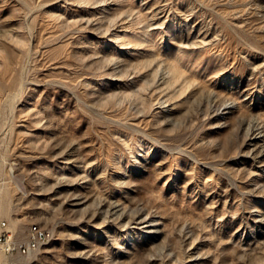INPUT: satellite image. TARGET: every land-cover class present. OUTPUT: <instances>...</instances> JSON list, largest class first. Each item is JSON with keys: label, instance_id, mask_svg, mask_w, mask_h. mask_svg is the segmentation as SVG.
<instances>
[{"label": "rangeland", "instance_id": "1", "mask_svg": "<svg viewBox=\"0 0 264 264\" xmlns=\"http://www.w3.org/2000/svg\"><path fill=\"white\" fill-rule=\"evenodd\" d=\"M0 218L31 264H264V0H0Z\"/></svg>", "mask_w": 264, "mask_h": 264}, {"label": "built area", "instance_id": "2", "mask_svg": "<svg viewBox=\"0 0 264 264\" xmlns=\"http://www.w3.org/2000/svg\"><path fill=\"white\" fill-rule=\"evenodd\" d=\"M51 237L49 230H37L30 222L20 234L9 222L0 218V264H31L33 255L43 247V240Z\"/></svg>", "mask_w": 264, "mask_h": 264}, {"label": "bare ground", "instance_id": "3", "mask_svg": "<svg viewBox=\"0 0 264 264\" xmlns=\"http://www.w3.org/2000/svg\"><path fill=\"white\" fill-rule=\"evenodd\" d=\"M250 141L253 143V145H255L256 147L260 145L261 141H262V134L260 132L258 133H254L251 138ZM263 153V152H262ZM83 202L80 200H76L74 201L73 205H80ZM35 227L37 228V230H44V228H42L39 224L34 223ZM147 228H149V230H151L153 233L156 232V229L154 227H152V224H149L148 226H146ZM51 237H46L43 240V246L46 245Z\"/></svg>", "mask_w": 264, "mask_h": 264}]
</instances>
